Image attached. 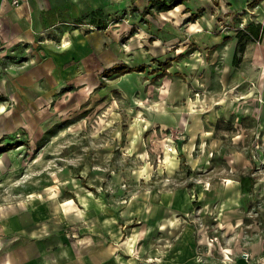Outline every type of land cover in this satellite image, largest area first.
I'll list each match as a JSON object with an SVG mask.
<instances>
[{
    "label": "rangeland",
    "instance_id": "1",
    "mask_svg": "<svg viewBox=\"0 0 264 264\" xmlns=\"http://www.w3.org/2000/svg\"><path fill=\"white\" fill-rule=\"evenodd\" d=\"M160 1L0 58V264L264 254V0Z\"/></svg>",
    "mask_w": 264,
    "mask_h": 264
},
{
    "label": "crops",
    "instance_id": "2",
    "mask_svg": "<svg viewBox=\"0 0 264 264\" xmlns=\"http://www.w3.org/2000/svg\"><path fill=\"white\" fill-rule=\"evenodd\" d=\"M108 2L110 0H21L18 6H14L11 0H0V58L6 56L7 60L15 59L27 47L30 49L33 46H50L49 39L58 38L67 24L75 25L87 18L88 24L95 26L92 20L104 21V10ZM52 59L54 63L61 59L56 50ZM60 70L61 68L52 63L40 76H64ZM21 83L24 85V80ZM16 84L15 80L11 83L14 87ZM249 253V261L238 259L233 264H259L257 259L264 255Z\"/></svg>",
    "mask_w": 264,
    "mask_h": 264
},
{
    "label": "trees",
    "instance_id": "3",
    "mask_svg": "<svg viewBox=\"0 0 264 264\" xmlns=\"http://www.w3.org/2000/svg\"><path fill=\"white\" fill-rule=\"evenodd\" d=\"M182 1L181 0H169L168 4H165V0L160 1L159 4V10L160 11H166V10H170L172 9L174 6L181 4ZM150 6H147V9L149 12ZM92 23L95 24V26H99V21H94L92 20ZM260 23H257L255 25V27L253 28L252 25H247V27L244 29L243 32H238L237 33V44L239 45V48L237 47V51L242 52L244 50V44L247 41H255L257 39V37H259V33H260ZM240 36H244V40H240L241 37ZM109 71H114V70H118L120 71L122 74L126 73V72H132L135 71V69H131V68H127L125 65H114L112 67H110L108 69ZM240 184L242 188L245 187H249L252 183V179L250 176H241L240 179Z\"/></svg>",
    "mask_w": 264,
    "mask_h": 264
},
{
    "label": "built area",
    "instance_id": "4",
    "mask_svg": "<svg viewBox=\"0 0 264 264\" xmlns=\"http://www.w3.org/2000/svg\"><path fill=\"white\" fill-rule=\"evenodd\" d=\"M20 1L21 0H11V3L14 6H18L20 4ZM243 257H244V259H248V254H244ZM261 264H264V260H262Z\"/></svg>",
    "mask_w": 264,
    "mask_h": 264
},
{
    "label": "bare ground",
    "instance_id": "5",
    "mask_svg": "<svg viewBox=\"0 0 264 264\" xmlns=\"http://www.w3.org/2000/svg\"><path fill=\"white\" fill-rule=\"evenodd\" d=\"M65 45V44H64Z\"/></svg>",
    "mask_w": 264,
    "mask_h": 264
}]
</instances>
